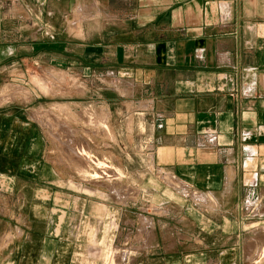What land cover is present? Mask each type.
Instances as JSON below:
<instances>
[{
  "label": "crops",
  "instance_id": "0c3cea01",
  "mask_svg": "<svg viewBox=\"0 0 264 264\" xmlns=\"http://www.w3.org/2000/svg\"><path fill=\"white\" fill-rule=\"evenodd\" d=\"M84 1L90 2L88 5L97 2V9L93 6L91 20L79 18L80 26L74 31L71 14L79 3L86 5ZM12 3V24L18 25L10 30L11 37L20 38V33L23 37L20 24L27 19V38L42 40L34 44L45 49H58L53 60L59 56L67 69L83 74L90 71L92 78H97L96 84L107 83L98 103L108 109L95 112L93 118L98 123L93 124L97 131L93 135L99 137L103 126L127 136L119 139L126 151L132 134L144 135L142 120L140 124L136 121L143 119L152 136L148 152L157 168L211 192L219 200V218L213 220L211 213L204 226L209 234L199 240L190 236L195 242L201 241L203 251L193 249L183 254L177 249L167 263L243 264L244 255L225 256L219 249L215 256L213 248L227 246L224 241L229 239L232 221L235 232L244 229L248 218L264 223V0ZM6 19L7 14H0V54L9 32L3 26ZM91 21L92 27L87 28L85 23ZM11 48L8 53L14 54ZM14 187L13 181L12 194ZM244 196L258 201L254 209L259 208L250 214L252 217L247 213L250 208L243 210ZM54 205L38 214L42 218L31 208L34 213L29 217L27 238L39 239L36 264L99 263L94 256L84 260L91 240L89 228L93 232L100 225L95 208L88 206L94 204L84 202L86 206L76 209L83 212L75 217L70 212L75 211L72 203ZM40 222L42 229L37 227ZM109 231L114 241L116 231ZM215 231L220 237L212 234ZM179 237H174L171 247H181L184 241ZM240 240L230 246H241Z\"/></svg>",
  "mask_w": 264,
  "mask_h": 264
},
{
  "label": "rangeland",
  "instance_id": "374dc122",
  "mask_svg": "<svg viewBox=\"0 0 264 264\" xmlns=\"http://www.w3.org/2000/svg\"><path fill=\"white\" fill-rule=\"evenodd\" d=\"M12 1L0 0V14H7L3 26L9 31L3 40L4 53L0 54V112L5 114L0 115V264H36L39 239L27 238L34 210L38 215L54 204L72 203L75 211L70 212L75 217L83 212L76 209L88 201L94 204L88 206L95 208L100 225L93 232L89 228L91 240L84 253L87 262L94 256L100 260L97 264H175L167 261L177 249L183 254L193 249L203 251L201 241L195 242L190 236L199 240L209 234L204 226L211 213L213 220L219 218V200L211 192L157 168L148 152L152 136L143 119L136 121L140 124L142 120L139 127L144 135L132 134L126 151L121 149L119 139L127 136L101 125L102 134L93 135V124L98 123L93 118L95 112L108 109L98 103L107 83L96 84L97 78H92L90 71L83 74L67 69L59 56L53 60L58 49H45L34 44L42 40L27 38L26 17L20 24L23 37L21 33L20 38L11 37L10 30L18 25L12 24ZM84 2L86 5L79 3L71 14L74 31L80 26L79 18L91 20L93 6L97 9V2ZM93 23L86 22L85 26L91 28ZM8 47L14 54L8 53ZM82 145L91 154L86 161L77 154ZM100 160L111 167H100ZM94 173L100 176L95 178L91 175ZM55 193L56 198L49 197ZM242 201L243 210L250 208L247 213L252 217L250 214L259 208L254 209L258 201L246 196ZM37 227L42 229L43 223H37ZM111 228L116 231L114 241ZM234 228L232 221L228 225L229 239L224 241L227 246L213 248V254H219L220 249L225 256L244 255L243 264H264V223L248 218L242 231L235 232ZM219 233L212 232L215 237H220ZM177 234L184 242L179 248L171 247ZM237 239H241V246L231 247Z\"/></svg>",
  "mask_w": 264,
  "mask_h": 264
},
{
  "label": "bare ground",
  "instance_id": "6f19581e",
  "mask_svg": "<svg viewBox=\"0 0 264 264\" xmlns=\"http://www.w3.org/2000/svg\"><path fill=\"white\" fill-rule=\"evenodd\" d=\"M77 151H78V156H79V159H81L82 161H86V159H90V156H91V154L89 153V151H88V149L85 147V146H82L81 148H80V150L79 149H77ZM88 161V160H87ZM98 164H99V166L100 167H104V168H109V167H111L110 165H107V163H105V162H103V161H99L98 162ZM91 173V172H90ZM105 174H108L106 171L104 172ZM92 176H94L95 178L96 177H98V176H100V174L99 173H94V174H91ZM110 175V174H109ZM93 177V178H94Z\"/></svg>",
  "mask_w": 264,
  "mask_h": 264
}]
</instances>
